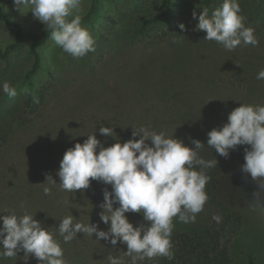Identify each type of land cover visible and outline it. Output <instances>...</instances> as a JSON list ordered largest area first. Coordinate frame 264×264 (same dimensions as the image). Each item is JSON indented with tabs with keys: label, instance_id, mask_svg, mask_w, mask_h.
<instances>
[{
	"label": "rangeland",
	"instance_id": "rangeland-1",
	"mask_svg": "<svg viewBox=\"0 0 264 264\" xmlns=\"http://www.w3.org/2000/svg\"><path fill=\"white\" fill-rule=\"evenodd\" d=\"M1 2L25 29L45 28L31 11L16 9L13 0ZM200 2L174 0V21L141 33L142 19L161 10L163 0H100V15L85 24L95 37V51L83 58L64 53L51 37L48 39L40 48L41 69L33 77L35 85H49L40 115L29 125L15 126L0 147V212L14 209L23 215L27 211L53 231L63 217L73 215L74 222L96 223L107 231L110 222L104 224L99 214L104 190L111 191V185L92 180L93 186L84 191L81 202L72 197L74 192L60 190L58 184L52 187L51 195H44L41 183H48V175L59 183L57 172L66 150L83 143L95 129L98 133L101 126L112 127L116 134L104 136L102 143L108 147L117 139L123 143L133 138V129L141 126L155 130L151 117L156 112L162 118L170 110L176 115L186 112L197 129L192 132L189 127H180L184 138L174 130V124L161 128L185 139L189 146L192 139H199L205 144L200 155L216 158L218 163L206 170L211 179L205 189L209 200L204 210L194 223L174 218L173 231L188 229L224 209L237 210L247 227L234 242L232 264H264V213L254 195L261 190L259 182L242 171L245 149L250 146H237L227 158L207 147V133L222 127L234 108L241 103L264 105V79L256 78L264 69V0H239L245 26L254 28L259 44H241L232 51L204 39V31L195 30L202 11ZM221 4L222 0H216L214 9ZM83 6L87 11L88 0H83ZM180 23L185 30L179 28ZM11 38V29L0 26V43ZM27 45L28 41L9 62H0V86L7 81L17 90L11 98L0 90L1 100L19 102L22 98L26 86L23 75L30 65ZM34 195L40 197L37 202ZM126 216L134 226L147 223L142 213L128 212ZM75 243L80 244L87 264H109V255L123 256L127 250L126 244L118 242L113 247L109 241L97 240L95 234L79 233ZM156 259L138 264H154ZM35 261L24 264H38ZM124 264H130V258L124 257Z\"/></svg>",
	"mask_w": 264,
	"mask_h": 264
},
{
	"label": "clouds",
	"instance_id": "clouds-1",
	"mask_svg": "<svg viewBox=\"0 0 264 264\" xmlns=\"http://www.w3.org/2000/svg\"><path fill=\"white\" fill-rule=\"evenodd\" d=\"M14 7L27 9L34 18L51 30V39L64 53L83 58L95 51V37L89 27L82 24L87 14L83 0H13ZM196 19L195 9L192 13ZM246 17L241 14L239 0H222V4L211 11L203 7L195 30L204 31V39L216 41L226 50H235L241 44L258 46L259 40L254 28L245 26ZM185 30L184 23L179 24ZM179 41L174 40L173 43ZM264 79V69L256 77ZM9 98L16 96V87L5 81L0 86ZM104 136L115 137L112 127L101 126ZM139 136V139L135 137ZM131 139L121 143L119 139L108 147L97 139L94 133L87 135L83 143L77 142L66 150L57 172L60 182L46 177L41 183L44 195H51L52 187L76 192L85 190L92 180L111 185V191L104 190L100 207V220L110 226L107 231L96 223L74 222L73 215L63 217L58 233L64 243H69L79 233L93 236L97 240L109 241L113 247L126 244L123 256L109 255V264H124V257L130 264L156 257L174 258L172 232L173 219L182 223H194L197 214L204 210L209 200L206 185L211 177L206 170L216 167L217 159H205L200 152L205 144L192 139V146L167 130L156 132L141 126L134 130ZM207 147L223 157L237 146L248 145L245 149L242 171L259 182L260 192L254 193L261 213L264 203V105L241 103L228 115L222 127L207 133ZM191 139V138H190ZM148 141H151L149 144ZM99 151L97 152V148ZM118 204V207H113ZM23 207V205H21ZM257 208L254 207L253 211ZM7 215H0V259L16 257L19 251L25 256L32 255L38 264H68L64 249L56 239V232L35 219V215L24 212L17 215L14 209H5ZM0 212V213H3ZM128 212L142 213L147 223L134 226L126 216ZM212 219L221 222V216Z\"/></svg>",
	"mask_w": 264,
	"mask_h": 264
},
{
	"label": "trees",
	"instance_id": "trees-1",
	"mask_svg": "<svg viewBox=\"0 0 264 264\" xmlns=\"http://www.w3.org/2000/svg\"><path fill=\"white\" fill-rule=\"evenodd\" d=\"M216 0H201V8L208 7L209 12L213 11ZM89 7L87 14L83 17L82 24L92 22L100 15V0H88ZM175 17L174 0H163L162 9L145 16L139 26V32L145 33L151 31L154 27L165 22L172 23ZM0 26L10 28L12 31V38L2 44L0 43V62H9L11 57L16 54L28 41L27 51L30 57V65L24 72L23 79L26 84L22 98L19 102H7L0 99V147L8 140L12 129L15 126H25L32 123V121L40 115V108L44 104L48 84L35 85L33 77L41 69L42 55L40 48L46 44L51 37V30H30L25 29L23 24L11 17L6 10L4 4L0 0ZM182 115H176L172 110L162 118L160 113L156 112L151 119L156 124L154 127L156 132L163 130L167 126L174 124V130L178 131L181 137L184 138V132L181 128H188L193 132L197 129L193 119L191 122L189 115L182 112ZM176 115V116H175ZM180 126H179V125ZM162 127V128H161ZM97 133V129H95ZM97 139L104 142L105 138L100 132L97 133ZM139 139V136L136 137ZM185 140V139H183ZM99 147L97 148V152ZM93 183L90 182L92 187ZM88 189V188H87ZM87 189L74 192L72 197L83 202L84 194ZM92 193V191H90ZM71 195V194H70ZM36 202L40 198L34 195ZM15 208V206H13ZM19 214V212H16ZM221 222L217 223L212 219L213 215L204 217L198 223L188 229L176 230L172 232V244L174 258L168 260L165 257H157L154 264H232V247L237 238H240L242 233L245 234L246 224L244 216L237 210L224 209L220 214ZM2 225V221H0ZM55 232L56 239L61 242V247L64 249V258L70 264H87L86 260L82 259V253L79 250L80 244L75 243L73 239L69 243H64L63 238L58 233V224L56 223ZM53 226V227H54ZM53 229V228H52ZM243 236V235H242ZM0 247V251H2ZM96 254V253H94ZM32 258V259H31ZM32 260H38L32 256H25L21 250L16 257L2 258L0 264H24L32 263ZM35 264V263H34ZM89 264V263H88Z\"/></svg>",
	"mask_w": 264,
	"mask_h": 264
}]
</instances>
